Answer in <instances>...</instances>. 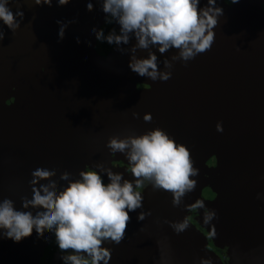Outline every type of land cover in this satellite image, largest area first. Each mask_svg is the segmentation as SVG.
Listing matches in <instances>:
<instances>
[{
    "label": "water",
    "instance_id": "obj_1",
    "mask_svg": "<svg viewBox=\"0 0 264 264\" xmlns=\"http://www.w3.org/2000/svg\"><path fill=\"white\" fill-rule=\"evenodd\" d=\"M88 2L9 0L13 14L23 11L24 17L16 16L15 31L0 21V201L11 199L17 210L33 215L42 211L22 208L21 198H32L36 168L56 171L51 179L57 192L69 182L60 178L63 172L69 180L81 179L86 165L107 182V169L127 179V156L112 153L108 140L158 127L189 149L199 170L192 177L197 186L173 206L171 192L148 183L140 191L142 207L129 213L123 240L103 242L111 251L108 264H220L207 237L187 218L191 208L214 244L227 249L230 264H264V0H217L223 14L211 49L187 62L172 61L171 69L163 61L178 49H140L132 34L128 44H113L103 54L91 31L103 28V0H91L93 11ZM206 4L200 0L201 8ZM74 19L61 39L57 21ZM112 24L119 34V25ZM149 52L170 79L153 81L131 71L132 56L147 58ZM197 201L205 208L191 207ZM209 209L216 217L205 224ZM140 212L150 215L138 220ZM184 219L189 227L181 233L166 223ZM53 234L45 230L40 237L34 229L18 243L0 235V264H39Z\"/></svg>",
    "mask_w": 264,
    "mask_h": 264
},
{
    "label": "clouds",
    "instance_id": "obj_2",
    "mask_svg": "<svg viewBox=\"0 0 264 264\" xmlns=\"http://www.w3.org/2000/svg\"><path fill=\"white\" fill-rule=\"evenodd\" d=\"M34 2L36 5L51 6L53 0ZM70 2L56 0L58 6ZM229 2L237 3L238 0ZM8 3L9 0H0V21L15 31L20 23L16 16L22 20L24 13L18 11L13 14ZM87 10L93 11L91 0L87 3ZM102 11L106 14V24L115 21L119 25V34L115 29L105 34L103 28L93 27L91 31L97 41L109 45L128 44L129 34H132L137 41L136 47L140 49H148L150 44L158 46L161 54L172 48L178 49V55H173L171 61H163L165 69H171L172 61L187 62L210 50L215 39L217 18L223 14V9L217 6V0H207L203 8L200 7V0H103ZM76 22L75 19L67 23L57 21L61 25L59 37L63 39L68 24ZM3 38L4 33L0 31V40ZM87 43L90 45L91 41ZM132 51L135 53L136 48ZM128 66L132 72L153 81L171 78L170 71L159 70L155 52H149L147 58L133 55ZM144 120L150 121L151 115L146 113ZM216 128L222 132V123L218 122ZM107 146L112 153L126 154L137 187L147 180L154 190L171 192L173 206L181 205L183 197L197 186V181L192 177L197 176L199 170L193 166L189 149L184 144H177L158 127L139 136H112ZM106 173L110 181L108 183L104 182L96 169L87 165L79 173L81 179L69 180L70 173L65 171L60 178L69 182L57 192V183L51 179L56 171L36 168L29 182L32 185V198L22 197V208L31 206L43 210L33 215L31 211L17 210L13 200L3 199L0 201V230L4 231L0 235L18 243L31 236L34 229L40 237L48 230L54 232L60 252L68 253L61 257L64 264H100L101 261L108 264L111 251L102 246L103 242L119 244L123 240L131 220L129 213L142 207L143 196L134 190L132 181L123 179L122 174L110 169ZM42 180L48 183H40ZM191 207L204 209V201H197ZM146 215H150V212H140L137 219L143 220ZM215 217L214 209L205 211L204 223H211ZM166 223L176 233L189 227L187 219ZM201 264H210V261L202 259Z\"/></svg>",
    "mask_w": 264,
    "mask_h": 264
},
{
    "label": "flooded vegetation",
    "instance_id": "obj_3",
    "mask_svg": "<svg viewBox=\"0 0 264 264\" xmlns=\"http://www.w3.org/2000/svg\"><path fill=\"white\" fill-rule=\"evenodd\" d=\"M105 23V21L103 22V24ZM101 52L103 54H106L107 52H104L101 50ZM126 167L124 166V168L127 171V180L132 181L133 182V186H134V190L140 192L149 182L147 180L144 181V183L137 187L135 185V178L132 176L131 174V165L130 164H125ZM123 168V169H124ZM105 183H108L107 181L104 180ZM186 216L188 219H190L203 233L204 235L207 237L208 239V245L211 249H213V251H215L216 254L219 255L220 259H221V263L220 264H230L227 259H226V253H227V249L224 247H220L214 244V242L212 241L210 235L208 234V232L202 227L200 226L196 220L192 217L191 214H193V209H189L186 212ZM69 252H71V250H69ZM68 253H62L60 252L57 244L55 243V236L53 234V237L50 241V243L46 246L45 250L43 251V254L40 258L39 264H64L63 260L61 259V257L63 255H66ZM86 255V254H84Z\"/></svg>",
    "mask_w": 264,
    "mask_h": 264
},
{
    "label": "trees",
    "instance_id": "obj_4",
    "mask_svg": "<svg viewBox=\"0 0 264 264\" xmlns=\"http://www.w3.org/2000/svg\"><path fill=\"white\" fill-rule=\"evenodd\" d=\"M112 29H115V27H114L113 24H106V23L103 24V30H104L105 34H107ZM98 43L101 46V50L104 51V52H108L111 49V47L113 46V44L112 45H109L107 42H100V41H98Z\"/></svg>",
    "mask_w": 264,
    "mask_h": 264
}]
</instances>
